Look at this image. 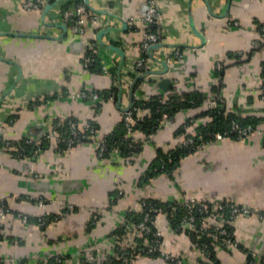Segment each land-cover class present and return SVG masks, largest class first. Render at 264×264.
<instances>
[{
	"label": "crops",
	"instance_id": "1",
	"mask_svg": "<svg viewBox=\"0 0 264 264\" xmlns=\"http://www.w3.org/2000/svg\"><path fill=\"white\" fill-rule=\"evenodd\" d=\"M22 1L0 0V138L42 139L55 131L58 117L71 116L82 128L96 121L103 136L121 126L133 95L149 98L176 89L201 92L205 99L200 107L166 117L131 163L118 148L101 157L95 141L65 153L56 141H47L34 158L16 157L0 146V195L9 209L0 228V264L21 259L47 264L54 255L64 256L62 264H115L114 250L122 240L115 231L128 213L141 210L142 198L232 199L264 211V0H160L163 37L148 52L146 74L136 62L147 0H88L97 18L87 22L83 34L71 32L64 22L66 0H47L54 4L46 11L44 5L25 9ZM89 43L102 69L84 65ZM164 77L170 79L167 88L160 84ZM113 86L117 100L76 96L80 90ZM216 101L226 114L260 118L257 129L245 138L208 142L181 158L171 174L145 179L159 149L171 150L182 140L179 127L193 117L191 131L209 118L197 113ZM135 135L145 138L140 130ZM44 214L55 218L39 224L36 219ZM152 223L162 234L161 249L180 253L190 264L202 259L259 264L264 255V221L255 213L231 221L239 244L217 245L212 259L165 214L153 216ZM133 264L167 263L147 254Z\"/></svg>",
	"mask_w": 264,
	"mask_h": 264
},
{
	"label": "built area",
	"instance_id": "2",
	"mask_svg": "<svg viewBox=\"0 0 264 264\" xmlns=\"http://www.w3.org/2000/svg\"><path fill=\"white\" fill-rule=\"evenodd\" d=\"M47 0H23L22 5L25 9H41ZM63 12L64 22L67 24L69 30L73 33L83 34L85 31V26L87 22L95 21L96 14L93 13L89 5L84 2H79L73 7L66 8ZM144 29L141 41L142 54L137 59L136 66L139 71L143 74L149 73L145 72V63L147 60L146 54H148L150 47L154 43L161 41L163 37V13L160 7V0H147V6L145 13L143 15ZM264 29V27H263ZM256 41L255 44H258ZM96 51V49H95ZM90 55H84L83 62L85 66H88L91 60H93ZM221 63L217 64V68L221 69ZM261 98L264 99V66H263V77L260 86ZM78 97H90L92 99H100L101 93L97 90H80L76 93ZM108 97L114 99L115 94L113 92L108 93ZM138 108L133 106L131 103L130 107L126 109L123 108V118L126 126V136H131L134 133V126L137 121L135 116V111ZM68 121L65 122L63 118H60L56 123V128L54 132H48L44 135L46 141L54 140L56 141V148L59 152L65 153L70 151L77 143H80L82 139L86 136L95 137V144L98 148V153L101 157H105V151L107 149V143L104 137H96L97 127L95 126V121H87L86 129L81 127L80 121L73 117H67ZM67 123V130L60 131V127ZM193 125L190 123L186 125L187 128ZM59 127V128H57ZM257 128H254L253 124H242L239 120L234 119L231 122L229 129L224 132H217L215 134V140L225 139L231 137L230 133H236L237 138H245L254 132ZM86 131V133L84 132ZM186 135L183 133V138L181 142L185 146L191 147V149L196 147H202L204 144L211 142V140L205 141L203 143L197 142L198 132L194 127ZM264 134V133H263ZM151 135L148 138L138 137L134 133V137L130 140L131 149L127 155L124 156V161L131 163L133 158L138 154L137 147L143 145L146 140L151 139ZM202 139V138H200ZM32 139H27L26 141H31ZM41 139L35 140L37 146L33 149L34 154H38L41 149L39 145ZM4 146L13 148L18 154L22 149L19 139L2 137ZM213 141V140H212ZM164 165H162L163 167ZM36 200L38 205H42L43 199L40 197L33 198ZM176 203H171L167 207L171 214H174L179 207L183 208V214L181 216L182 227H188L191 234L196 237L201 238L202 236H208L211 238L213 243H216L223 247H230L233 245H238V241L235 237L234 230L230 227V223L240 214H251L255 213L259 218L264 221V211L246 205L244 203H239L232 199H206V198H181L177 199ZM141 205L145 207V211L142 218L139 220H134L132 217H126L123 224H129L128 234L119 242L118 246L114 250V259L119 261V264H133L137 257L148 254L159 252V256L163 257L167 264H190L186 261L185 257L180 253H173L170 251H165L161 249V232L153 227V216L154 214L163 213L167 216L168 211L162 206L154 204L143 200ZM70 207H73L72 205ZM8 206L4 197L0 195V228L8 213ZM18 216L26 221L28 215L24 213H18ZM96 218V215H93ZM36 221L39 224H45L48 221V216L40 215L37 217ZM138 237L144 238V243L139 244L136 239ZM198 246V242H194ZM210 242L207 240L201 243V248L203 253L209 256ZM56 261H62L61 257H56ZM207 260H201L198 264H206ZM22 264H30L28 261L22 262ZM81 264H86L83 262ZM259 264H264V255L260 259Z\"/></svg>",
	"mask_w": 264,
	"mask_h": 264
},
{
	"label": "trees",
	"instance_id": "3",
	"mask_svg": "<svg viewBox=\"0 0 264 264\" xmlns=\"http://www.w3.org/2000/svg\"><path fill=\"white\" fill-rule=\"evenodd\" d=\"M51 2L55 1V0H50ZM79 2H84V0H66L62 5H61V9L62 11L65 10L66 8L69 7H73L75 4L79 3ZM146 54V57L148 58V54ZM84 55H90L92 58H94L93 60H91V62L89 63V65L87 67L93 69L94 67L99 69L101 68V66L98 67V60H97V54L95 51V46L91 45L90 43L86 45L85 51H84ZM102 69V68H101ZM223 68L218 69V76L222 77L223 75ZM101 93V98L102 99H109L108 97V93L109 92H113L115 94L114 99L117 100L118 99V88L117 87H112L110 89H102V90H97ZM204 94H202L201 92H192V93H185V92H180L177 91L176 89H172L171 91L167 92V93H157V94H152L149 98H140L137 97L135 95H133L132 98V104L133 106L137 107L138 109L135 111V116H136V123L134 126V133L137 130H140L141 132L144 133L145 138H148L150 134H152L156 129H158L163 120L166 117H169L170 115H173L175 112L180 111V110H184L186 108L189 107H200V105L203 104L204 102ZM38 100L35 101V103H37ZM140 110H146L145 113L140 116L139 115V111ZM202 115H206L209 118L205 119L204 121L200 122L199 124L196 125V131L198 132V137H197V142L203 143L205 141L208 140H215V134L217 132H224L226 129H229V127L231 126V122L234 119L239 120L242 124H253L254 128L258 127V124L260 122V118H256V117H243L241 115L238 114H231V113H225V111L221 108V105L219 103V101H216L215 105L213 107H209L208 109H204L201 112L197 113V116H202ZM75 119H77L74 116H71ZM60 118L58 117L55 120V128H56V123L58 122ZM65 122L68 121V118H63ZM193 117H190L188 119V121L184 124H182L179 129L177 130L178 134H183L185 133L186 135L189 133L187 131V126L189 125L190 122L193 123ZM95 126L97 127V133H96V137H101L99 136L98 133V123L95 121ZM59 128V127H57ZM68 128L67 123H65L64 125H62L59 129L60 131H66ZM83 129L85 130L86 127H83ZM86 133V131H84ZM126 126H125V122H124V118L122 116V124L119 128L115 129L112 132H109L107 134H104L102 137H104V139L106 140L107 143V149L105 151V157L109 156L112 152L113 149L118 148L121 153L125 156L129 153L131 146H130V140L132 137H134V133L131 136H126ZM236 133H230L231 137H236L235 135ZM30 137H21L19 138L20 144L22 145V149L20 151V154H18L13 148H9V150L12 152V154L16 157H31L34 158L37 154L33 153V149L37 146L34 138H30L32 139L31 141H26L27 139H29ZM202 138V139H200ZM17 140V139H16ZM84 141H95V137H91V136H86L82 139L81 142ZM203 141V142H202ZM80 142V143H81ZM47 144V141L43 138L40 140L39 145L41 146V148H43L45 145ZM78 144V143H77ZM76 144V145H77ZM0 146H4V143L2 141V138H0ZM143 146V145H142ZM141 145H139L137 147V152L139 153L141 148ZM4 148H7V146H4ZM7 148V149H8ZM199 147L193 148L191 149V147H187L185 146L181 141L171 150L168 151H163L161 149H159V151L157 152V155L155 156V158L153 159V162L151 163L150 168L148 169V171L145 174V179L153 177L154 175H156L159 172H167L169 174H171V172L173 171V169L179 164V162L181 161V158H183L184 156H186L187 154L197 150ZM162 165H164L162 167ZM115 196L112 197V199ZM143 200H146L148 202L154 203V204H158L160 206H162L165 210L168 211L167 214V218L169 219L171 225L177 230H184L185 232H187L192 241L193 242H198V246H201V243L205 240H207L208 242H210V244L208 245L209 247V256L208 258L212 259L215 257V248L218 244L213 243L211 241V238L206 236H202L201 238L194 236L193 234L190 233L189 229L187 230L186 227H184L183 229V225L181 222V216L183 214V208L179 207L178 210L174 213L171 214L169 212V209L167 208L169 206V204L171 203H176L178 200H162V199H156V198H152V197H148V198H142L141 202ZM225 200V199H223ZM142 208L140 211L135 212L134 214L132 213H128L127 215H129L128 217L132 216V218L134 220H139L142 218V215L145 211V207L143 205H141ZM68 208V207H67ZM65 207V209L63 210L64 212L67 211V209ZM45 215V214H44ZM157 214L155 213L154 216H156ZM48 216V215H46ZM57 216V215H56ZM50 216H48V221L49 222L51 219L55 218H51ZM93 224V222L91 223ZM154 227V226H153ZM230 227L234 230L233 225L231 224ZM155 228V227H154ZM129 230V224L125 225V224H121L118 226V228L116 229V233L117 236L119 237V239H123L128 233ZM138 239V238H137ZM144 238H139V244L144 243ZM161 241H162V237H161ZM119 244V243H118ZM118 246V245H116ZM149 255H159V252H155V253H148ZM143 255H147L143 254ZM56 257H61V259H63L64 256H58V255H54L49 257L48 259H46V263L47 264H62V261L58 262L56 261ZM24 261H28L26 259H21L18 263L22 264V262ZM113 261L115 262V264H119V261L117 259L113 258ZM40 264V263H39ZM207 264V263H206Z\"/></svg>",
	"mask_w": 264,
	"mask_h": 264
},
{
	"label": "water",
	"instance_id": "4",
	"mask_svg": "<svg viewBox=\"0 0 264 264\" xmlns=\"http://www.w3.org/2000/svg\"><path fill=\"white\" fill-rule=\"evenodd\" d=\"M85 2L87 3V4H89L88 2V0H85ZM54 3H50L49 1L48 2H46L45 4H44V11H46L48 8H50L51 7V5H53ZM63 26V28L65 29V25H62ZM159 44V42L158 43H154L151 47H150V49H149V53H150V50L152 49V48H154L156 45H158ZM163 63H164V65H166V61H162ZM167 68V67H166ZM160 84H162L163 85V87L164 88H167V86L170 84V79L169 78H163L162 80H161V82H160ZM130 94H131V97H132V91L130 92ZM131 103H132V101H130V103L128 104V106H126V109H128L129 107H130V105H131Z\"/></svg>",
	"mask_w": 264,
	"mask_h": 264
}]
</instances>
